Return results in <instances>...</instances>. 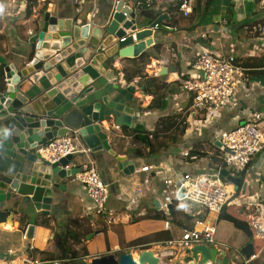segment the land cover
I'll return each mask as SVG.
<instances>
[{"label":"crops","instance_id":"obj_1","mask_svg":"<svg viewBox=\"0 0 264 264\" xmlns=\"http://www.w3.org/2000/svg\"><path fill=\"white\" fill-rule=\"evenodd\" d=\"M117 1L139 13L135 23L143 31L161 15L176 12L181 0H153L150 7L139 6V0H35L30 16L26 15L22 0H0V57L10 61L20 54L27 36L47 12L57 18H73L77 23L102 26L114 12ZM187 1L194 6V0ZM256 7V15L254 11H245L243 19L235 25L223 22L220 16L213 17L211 24L194 29L189 21L183 27L168 26L162 21L166 30H153L149 38L142 35V40H152L146 51L154 45L161 46L159 59H150L144 71L166 85L156 93L144 94V81L140 78L126 82L123 70L132 67L128 59L113 64L117 84L132 92L134 102L129 105L135 106L136 117L130 126L117 127L106 122L99 125L106 129L111 149L134 165V172L124 175L117 161L105 151L92 153L89 150L87 155L75 156L70 169L80 171L90 159L107 187L104 217L95 216L94 205L75 175L59 180L64 190H55L57 199L48 215L32 207L9 208L8 213L14 216L11 226L0 227L2 234L9 233L0 239V264H19L21 256L61 260V264H90L93 258L108 254L117 257L122 253H131L135 259L145 247L163 256L173 250L176 254L167 258L172 259L171 264L177 263L184 249L177 245L166 246L165 242L177 241L182 232L195 227L198 220L216 221L214 243L207 245L211 250L240 257V249L251 243L254 253L258 254L255 264L264 263V247L260 248L253 239L243 215L251 199L260 201L264 210V152L258 153L243 173L227 170L233 176H240L241 182L236 191L229 182L230 197L223 209L228 207V212L236 216L241 210V220L251 236L230 222L220 220L223 209L216 216L178 198L185 176L211 177L219 168V172L225 169L222 168L224 153L216 146L221 132L264 118V32L240 27L244 17L250 18L248 26L264 19V10ZM205 49L235 57L238 65L247 71L248 82L241 84L231 102L199 110L193 106L192 96L174 79L199 77L193 63L196 54ZM144 167L148 168L146 172L141 171ZM209 167L213 172H209ZM168 204L173 205L172 214L168 212ZM107 220L111 223L107 224ZM23 223L27 224V231L33 227L27 240L22 238L25 230H19ZM139 240V244L129 247Z\"/></svg>","mask_w":264,"mask_h":264},{"label":"water","instance_id":"obj_2","mask_svg":"<svg viewBox=\"0 0 264 264\" xmlns=\"http://www.w3.org/2000/svg\"><path fill=\"white\" fill-rule=\"evenodd\" d=\"M138 15L121 2L102 26L47 12L27 36L20 54L10 61L0 57V227L11 223V207H32L48 215L57 199L55 190H64L59 180L77 174L78 170L69 168L74 155L51 163L36 153L54 138L76 132L92 153L105 151L124 175L134 172V165L111 149L106 129L99 124L130 126L136 117L135 106L129 105L134 102L132 92L117 84L113 64L144 53L152 40L141 36L149 38L156 25L167 29L162 25L166 16L161 15L140 31L135 23ZM127 30L136 33L137 42L130 37L119 41ZM220 175L238 189L240 176L226 169ZM183 196L181 188L178 198ZM167 209L172 214L173 205L168 204ZM32 232L31 226L28 237ZM240 254L242 257L226 255L196 245L185 249L181 260L172 264H255L249 260L254 254L251 243ZM171 260L161 261L153 251L144 250L136 259L131 253L108 254L93 258L90 264H171Z\"/></svg>","mask_w":264,"mask_h":264},{"label":"built area","instance_id":"obj_3","mask_svg":"<svg viewBox=\"0 0 264 264\" xmlns=\"http://www.w3.org/2000/svg\"><path fill=\"white\" fill-rule=\"evenodd\" d=\"M28 3L30 0H22ZM120 1H117L116 5ZM264 4V0L262 2ZM138 5L150 7L153 0H139ZM192 10L191 4L187 0H182L176 12L165 13V24L183 27L186 25L187 18ZM224 22V21H223ZM156 25L153 30L157 29ZM260 32H264V25ZM126 37H130L133 42H137L135 32L125 31V37L119 41L124 42ZM193 68L199 72V77L186 79L175 78L181 89L192 96V104L199 110L205 107L222 105L229 103L239 92L241 84L248 82L247 71L240 67L235 57L223 53L203 50L196 54ZM220 150L224 153L223 167L233 168L235 172L243 173L250 165L252 159L261 152H264V118H256L236 125L233 129L220 133ZM89 149H85L76 132H72L63 137L54 138L36 149V153L49 161L55 163L61 158L69 155H87ZM186 155V153L184 154ZM147 167L141 169L146 172ZM220 168L211 176H196L190 178L185 176L181 187L185 189L183 198L179 201L187 200L198 208L216 216L220 214L223 206L230 197L229 181L222 177ZM209 172H213L209 167ZM75 180L85 187L88 199L94 205L96 217H104L108 201V191L106 185L100 179L93 162L89 159L87 165L75 174ZM185 183L188 186L185 187ZM165 185L168 183L165 182ZM244 218L249 226L253 239L258 242L260 248L264 247V210L260 201L249 200L244 207ZM107 224L111 221L107 220ZM168 227V224H165ZM216 234V221L198 220L195 227L190 230H184L177 241L165 242L166 246L177 245L181 249H189L196 245H210L214 243ZM23 240H27V230L22 235ZM31 250V249H30ZM12 254V251H9ZM176 252L170 250L163 255H159L161 261L164 258L175 255ZM258 257L254 253L249 260ZM19 264H61V260L46 261L32 257L21 256L18 258ZM247 263V261H244Z\"/></svg>","mask_w":264,"mask_h":264},{"label":"trees","instance_id":"obj_4","mask_svg":"<svg viewBox=\"0 0 264 264\" xmlns=\"http://www.w3.org/2000/svg\"><path fill=\"white\" fill-rule=\"evenodd\" d=\"M250 1H253L255 3V6H258V4L262 0ZM181 2L182 0L176 6L175 11H177ZM35 5V0H30L28 3L25 4L27 16H30L32 14V10ZM143 6L144 5H142V7ZM252 11H254L253 15H256L258 13V11H256L255 9H253ZM244 14L245 11L242 10V8H240L238 4H235L234 0H194V6L192 7L191 13L188 16L187 21H189V23L191 24V28L194 29L198 26L209 25L212 23L213 17L220 16L228 24L235 25L237 21L243 19ZM244 18L245 20H243V23L240 25V27L247 26L249 30H251L253 27L255 28L256 33H260L259 29H261L264 25V19L257 20L254 24L248 26L247 22H249L250 18ZM160 48V45H154L150 49V51L144 52L138 58L128 59L127 62L130 63L132 67L129 68V70H123V75L126 82L131 83L135 78H140L144 81L142 89L144 94L156 93L166 86L164 83H161L162 80L160 78L149 77L148 75L144 74L145 68L149 64L150 59H159ZM148 87L149 90L146 89ZM228 211H230V209H228V207H225L223 209V212L220 214L219 219L230 222L235 228L241 230L242 232L247 234V236H251V233L247 228L246 224L241 220V210L238 212L237 216L229 213ZM26 227L27 224L23 223L19 230L23 232ZM190 229H192V227ZM2 233L3 232L0 231V239H3L4 237H7V235H9V233ZM140 241L141 240L133 242L129 247L139 244ZM7 246L8 245L4 246V248L6 249ZM146 248L147 247L142 249L146 250Z\"/></svg>","mask_w":264,"mask_h":264},{"label":"rangeland","instance_id":"obj_5","mask_svg":"<svg viewBox=\"0 0 264 264\" xmlns=\"http://www.w3.org/2000/svg\"><path fill=\"white\" fill-rule=\"evenodd\" d=\"M234 3L235 4H238L240 8H242V10L244 11H248L249 13L252 12L253 9L256 10V6H255V3L253 1H250V0H234ZM261 4V5H260ZM258 8L260 10H264V4H262L261 2L258 4ZM263 8V9H262ZM228 170L230 172H234L233 168H230L228 167ZM235 233H238L235 231Z\"/></svg>","mask_w":264,"mask_h":264},{"label":"bare ground","instance_id":"obj_6","mask_svg":"<svg viewBox=\"0 0 264 264\" xmlns=\"http://www.w3.org/2000/svg\"><path fill=\"white\" fill-rule=\"evenodd\" d=\"M9 226H11V224H9ZM136 259V258H135Z\"/></svg>","mask_w":264,"mask_h":264},{"label":"clouds","instance_id":"obj_7","mask_svg":"<svg viewBox=\"0 0 264 264\" xmlns=\"http://www.w3.org/2000/svg\"><path fill=\"white\" fill-rule=\"evenodd\" d=\"M223 21H225V20H223Z\"/></svg>","mask_w":264,"mask_h":264}]
</instances>
